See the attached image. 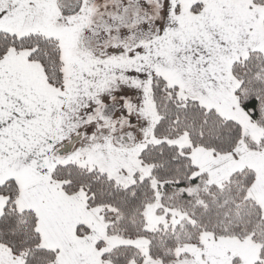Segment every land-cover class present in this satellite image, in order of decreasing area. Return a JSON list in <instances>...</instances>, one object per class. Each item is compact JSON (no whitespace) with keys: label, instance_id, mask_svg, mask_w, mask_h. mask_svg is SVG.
Wrapping results in <instances>:
<instances>
[{"label":"snow or ice","instance_id":"6c2138e0","mask_svg":"<svg viewBox=\"0 0 264 264\" xmlns=\"http://www.w3.org/2000/svg\"><path fill=\"white\" fill-rule=\"evenodd\" d=\"M0 264H264V0H0Z\"/></svg>","mask_w":264,"mask_h":264}]
</instances>
